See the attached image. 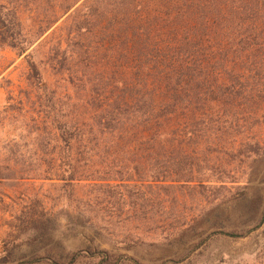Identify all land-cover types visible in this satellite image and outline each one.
<instances>
[{
  "label": "trees",
  "instance_id": "obj_1",
  "mask_svg": "<svg viewBox=\"0 0 264 264\" xmlns=\"http://www.w3.org/2000/svg\"><path fill=\"white\" fill-rule=\"evenodd\" d=\"M43 38L53 88L32 54ZM3 49L27 66L26 88L5 112L27 121L31 141L25 154L14 140L0 144V186L51 183L58 196L137 209L133 220L92 221L95 231L192 228L206 214L185 215L188 196L201 207L244 193L238 170L264 156V0H0ZM240 199L264 216L262 196ZM148 207L158 219L146 218ZM44 210L33 198L6 224L30 241L28 264L38 262L33 240L53 227ZM2 244L0 264H13L20 247ZM86 253L100 264L124 257Z\"/></svg>",
  "mask_w": 264,
  "mask_h": 264
},
{
  "label": "rangeland",
  "instance_id": "obj_2",
  "mask_svg": "<svg viewBox=\"0 0 264 264\" xmlns=\"http://www.w3.org/2000/svg\"><path fill=\"white\" fill-rule=\"evenodd\" d=\"M27 24L31 25V22ZM51 46L43 38L33 46L32 54L44 74L45 82L53 88L58 79L53 76L47 64ZM26 74L27 66L22 58L8 49L0 51V144L4 146L14 140L20 146L25 145V149L22 148L24 154L30 152L26 151L31 141L28 129L25 128L27 121L19 116H9L5 111L9 103H13L9 101L10 96L17 100L20 91L26 88ZM28 116H31L30 113ZM4 157L0 153L1 164ZM238 172L244 193L233 197L230 194L219 196L211 205L209 199L206 203L203 201L201 207H197L194 199L188 196L185 215L197 213L203 208L205 219L192 228L186 226L156 232L151 228L134 227H116L115 230L104 229L100 232L92 229L89 224L94 220H133L137 215V209H131L124 202L120 203L113 198L99 199L94 204H88L85 202L87 199L79 202V196H58V187L51 183L20 184L16 188L14 185L0 186V193L4 194L0 195V253L4 240L14 248L20 247L18 251L15 249L17 252L13 264H28L31 260L29 253L33 250L29 248L30 241L20 230L11 233L6 224L11 217L27 212L33 198H38L45 214L52 217L53 227L45 239L33 240L38 249L33 254L37 256L33 257L38 261L36 264H51L48 253L62 263L63 256L76 254V264H100L86 253L87 248L95 250L98 247L114 255L124 256L120 264H264L263 209L257 215L244 211L245 200L240 199L241 196L264 198V156L242 165ZM32 191L41 196H28ZM219 203L220 208L213 210ZM144 210L146 218L150 220H156L160 215L154 207ZM171 210L176 211L170 212V215L179 213L177 209ZM220 213L224 214L220 219L224 227L214 226V215ZM229 213L233 214L231 219L226 216ZM168 216L167 213L162 218ZM261 221L262 225L257 227ZM229 234L233 237H229ZM126 248L130 250L125 251ZM130 258L133 262L129 261Z\"/></svg>",
  "mask_w": 264,
  "mask_h": 264
}]
</instances>
